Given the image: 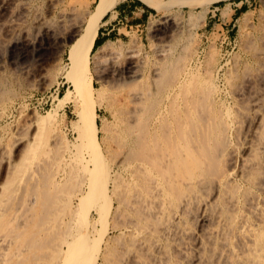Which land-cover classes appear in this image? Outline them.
Masks as SVG:
<instances>
[{
    "label": "bare ground",
    "instance_id": "1",
    "mask_svg": "<svg viewBox=\"0 0 264 264\" xmlns=\"http://www.w3.org/2000/svg\"><path fill=\"white\" fill-rule=\"evenodd\" d=\"M118 1L100 0L95 11L79 17V23L84 25L70 46V65L66 71L73 90L68 88L58 100V106L73 101L80 108L77 130L84 141L80 148L87 151V157H81L85 172L82 174L87 181L79 183L84 188L78 203L69 193L62 196L64 200L60 199L63 187L66 192L72 188L70 184L65 188L64 182L63 187L59 185L54 175L59 166L52 169L53 162L46 161L53 174L51 169L45 170L47 166L41 174L33 175L36 169L28 174L30 161L37 152L30 141L23 159L10 169L12 177L0 187V264H264V165L258 159L264 153V49H248L263 73L260 68V73L257 72L260 75L246 74L239 94L236 93L241 102L238 112L243 111L255 124L250 149L246 156L240 157L224 145L217 155L223 159L232 154L233 158L229 163L231 168L223 171L214 164L215 151L239 117L233 116L229 108L222 112L212 104L207 114L201 103L204 112H200V102L209 98L198 94L200 85L201 89L204 85L199 82V89L196 87L199 77L195 80L194 76L193 83L190 79L193 75L185 70L187 67L177 68L182 71L180 75L175 74L178 70L174 71L175 76L169 74L166 80L159 74L160 80L157 79L155 73L154 79L146 83L137 49L116 55L115 49L106 43L97 49L96 64L102 66L104 78L113 85L108 92L97 87L100 79L92 73L90 55L103 15ZM216 1L220 0H144L157 11L175 6H204ZM206 80L209 83L203 80L205 88L211 89L213 97L215 82L207 77ZM200 97L204 99L201 101ZM100 109L112 113L116 122L111 141L114 148L109 155L111 163L100 148L96 124ZM49 116L52 117L50 113ZM57 160L62 161L61 156ZM214 165H218L217 169ZM113 166L120 171H113ZM22 179L35 192L32 203H11L12 193L17 189L10 186ZM110 185L114 191L111 195ZM116 193L121 198L117 202L121 201L123 222L115 220L109 225L111 196ZM195 203L199 212L191 219L189 214ZM96 208L97 222L101 224L98 229L94 224L91 226L90 217V210ZM114 231L118 235L111 237ZM161 254L164 258L160 261Z\"/></svg>",
    "mask_w": 264,
    "mask_h": 264
},
{
    "label": "rangeland",
    "instance_id": "2",
    "mask_svg": "<svg viewBox=\"0 0 264 264\" xmlns=\"http://www.w3.org/2000/svg\"><path fill=\"white\" fill-rule=\"evenodd\" d=\"M99 1L97 0L94 3V0H0V187L12 177L11 170L13 165L17 164L16 162L20 163L24 157V152L26 154V146L31 141L30 143L33 142V148L37 152L30 161L31 173L29 171L28 174H32L34 169H36V173L34 170L35 174L33 173V175H36L38 172L39 174L45 172V170L49 172L51 168L55 170L56 166H59L55 171L51 169L52 172L50 173L53 174V171L55 172L54 175L59 185L61 184L62 186L63 184L64 186L66 184V188L70 184L72 188H69L70 192H66L63 186V188L59 186L62 188V191L59 190L60 193L58 191L59 195L62 194L60 199L64 200L65 198H62V196H66L69 193L73 197L74 202L78 203V197L84 188L79 183L82 184L84 179L87 181L85 174H82L85 173L82 169L84 161L81 162L87 157V151L84 148H80L84 141L80 139L79 131L77 130V125L80 122L78 116L80 108L73 101L58 106V100L69 89L73 90L72 85L67 81L66 71L70 65V46L79 36L84 25L83 22L79 23V17H83L82 14L84 13L95 11ZM223 1L226 2L220 6L210 3L196 7L175 6L168 10L158 11V14L144 28L142 33L134 34L122 41H110L109 44L113 47V50L115 49L113 53L116 55L121 53L124 55L127 54V51L133 50V48L134 50L137 49L143 78L146 83H150L155 75L159 80V75L166 80L170 75V77L172 75L175 76L173 72L177 70L179 72L174 73L178 76L182 72L180 69L187 67L185 70L190 75H193L190 78L193 83L194 76H196L195 80L197 75L199 77V80H196V87L198 89L200 86L202 87V85L198 86L199 82L204 85L203 89L200 87L198 94H204L200 96L204 97L206 95L204 98L211 100V103H208L209 99L205 100L200 97L201 101L205 100L199 101L200 110H202L200 112H204L202 105L206 107L205 110L207 112L210 109L209 104H212L217 109H222V112L229 108L233 116L237 115L235 117H239V120L233 121V129L228 131L225 138L222 139L221 143L226 139L225 143H218L219 146L221 145V149L217 146V151H215V157H217H214V164L219 166L214 165V168L217 169L216 166H218L220 167L218 169L226 171V169L231 168L229 163H232L233 157L231 154L232 158L230 155L227 156L231 160L227 157L221 158V160V156L219 157L220 152L225 146H230V151L233 154L236 152L237 156H246L250 149V139L255 128V124L251 123V118L245 117L243 111H241L242 113L238 112L241 108V102L237 100V94H239L238 92L243 86L246 74L251 72L250 75H254L262 69L259 63L257 64L251 59L250 51L254 48L264 49V0H242L237 3L230 0ZM243 3L247 5L245 10L242 13L234 14L236 12L235 9ZM24 38L26 41H24ZM96 52L97 49L92 51L90 55L91 70L95 77L98 80L100 79V82L96 83L97 87L108 92L113 83L110 79L108 81L104 78L105 74L102 71V66L96 64L98 62ZM244 68H247L249 72ZM261 71L263 73V69ZM259 73L257 74L260 75ZM206 77L210 79V82H215L213 97L210 95L211 89L205 88V83H203V80L207 81ZM229 78H231L232 82ZM228 80L230 81L228 82ZM164 84L163 86H165ZM58 89L60 93L57 97L56 92ZM55 109H57V113H55ZM49 113L52 117H48ZM205 113H201V115H205ZM45 118L47 122H45ZM238 122L241 123L239 124ZM96 124L99 128L97 133L101 151L111 163L109 155H111L114 148L111 141L115 130V118L107 109H100ZM237 132L238 135L236 134ZM227 140H229V143ZM76 143L77 146H75ZM74 147H77V149ZM233 148L236 150L233 151ZM47 151L49 154H47ZM217 153L219 154L217 155ZM60 156L62 161L57 160ZM217 158L220 162H217ZM53 159H56L57 162H54ZM258 159L263 161L264 165V153L258 155ZM46 161L47 163L49 161L53 162L54 167L50 163L51 168L49 169ZM35 164H38V168H36ZM45 167L47 169L43 171ZM39 168H42V170ZM112 170L120 171V168L113 166ZM222 170H217V173L218 171L219 173L222 172ZM80 176L82 177L80 178ZM24 178L25 180L28 179L26 176ZM25 180L22 179L21 182H15L10 186H14L17 189H13L11 197L15 200L12 199L11 203L22 205L27 204V202L30 203L31 199H33V193L35 192L32 193L33 188L31 190V185L26 184ZM79 186L80 188H77ZM77 189L79 192H77ZM112 189L113 186L110 185L109 195L114 193ZM74 193L77 195L73 196ZM14 194L16 195L14 196ZM115 195H117L116 198ZM115 195L111 196V208H113L107 218L109 225H112L111 221L115 222V220L123 222L124 215L119 206L121 201L117 202V198L119 199L120 196L118 193ZM35 199L37 202H34L39 203L38 197ZM59 203H62V201ZM99 204L103 203L100 202ZM122 204L124 203L122 202ZM194 205L193 214L192 212L189 214L191 219L195 216V212L196 215L199 212L198 209V212L195 210L197 204L195 203ZM97 207L99 206L97 205ZM119 208L120 210H118ZM90 217L92 220L91 226L94 224L97 229L101 228V224L97 222L99 220L97 208L90 210ZM194 224V222L193 225L191 224L192 228L195 227ZM117 235V231L110 234L111 237ZM173 256L179 257L177 254ZM159 258H161L160 261L163 260L164 254H161ZM99 264L102 263L100 262Z\"/></svg>",
    "mask_w": 264,
    "mask_h": 264
},
{
    "label": "crops",
    "instance_id": "3",
    "mask_svg": "<svg viewBox=\"0 0 264 264\" xmlns=\"http://www.w3.org/2000/svg\"><path fill=\"white\" fill-rule=\"evenodd\" d=\"M96 1L94 0V3ZM152 7L144 0H119L101 19L96 36L98 43L104 45L110 41H122L134 34L142 33L158 14V11ZM240 7L235 9L234 14L242 13L246 8L240 9Z\"/></svg>",
    "mask_w": 264,
    "mask_h": 264
},
{
    "label": "trees",
    "instance_id": "4",
    "mask_svg": "<svg viewBox=\"0 0 264 264\" xmlns=\"http://www.w3.org/2000/svg\"><path fill=\"white\" fill-rule=\"evenodd\" d=\"M230 1L237 3V2H240V1H242V0H230ZM225 2H226V1H219V2H217V3H215V4H216L217 6H220V5H223ZM245 7H246V4L243 3V4L241 5L240 9L245 8ZM101 45H102L101 43H98V39L95 38L94 45H93V46H95V47H93L92 51H94L95 49H98Z\"/></svg>",
    "mask_w": 264,
    "mask_h": 264
},
{
    "label": "built area",
    "instance_id": "5",
    "mask_svg": "<svg viewBox=\"0 0 264 264\" xmlns=\"http://www.w3.org/2000/svg\"><path fill=\"white\" fill-rule=\"evenodd\" d=\"M59 93H60V90L58 89L57 92H56V96L57 97L59 96Z\"/></svg>",
    "mask_w": 264,
    "mask_h": 264
}]
</instances>
